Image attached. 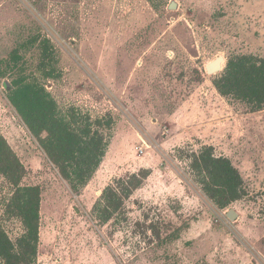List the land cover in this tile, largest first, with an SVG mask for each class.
I'll return each instance as SVG.
<instances>
[{
	"label": "rangeland",
	"instance_id": "374dc122",
	"mask_svg": "<svg viewBox=\"0 0 264 264\" xmlns=\"http://www.w3.org/2000/svg\"><path fill=\"white\" fill-rule=\"evenodd\" d=\"M251 53L264 56V0H0V133L26 168L22 185L41 187L37 264H264V106L214 83ZM218 56L224 70L208 73ZM18 83L42 85L71 127L90 121L104 136L79 193L13 104ZM204 146L243 176L227 208L196 177ZM140 172L143 184L105 211L106 187L123 191ZM16 190L0 171V225L14 240Z\"/></svg>",
	"mask_w": 264,
	"mask_h": 264
},
{
	"label": "trees",
	"instance_id": "16d2710c",
	"mask_svg": "<svg viewBox=\"0 0 264 264\" xmlns=\"http://www.w3.org/2000/svg\"><path fill=\"white\" fill-rule=\"evenodd\" d=\"M45 40L44 52L50 46ZM224 96L233 95L253 104L264 106V56L238 54L232 56L220 77L214 81ZM13 104L25 117L30 129L39 138L50 161L61 177L76 193L88 184L96 173L105 154L104 136L92 124L74 129L66 118L57 113V104L40 84L18 83L12 88ZM47 132L44 137L43 133ZM211 146H204L196 155L194 167L206 194L221 208H227L242 197L244 179L241 171L226 156H215ZM0 171L17 187L10 200L9 212L21 218L23 233L15 240L0 225V264H37L40 243V210L42 191L39 185H22L26 168L7 139L0 133ZM148 173L135 174L133 180L120 188L109 185L103 192L105 211L111 213L123 202V192L130 195L143 184ZM125 189V190H124ZM99 203L95 205L97 209ZM110 214L106 216L109 219Z\"/></svg>",
	"mask_w": 264,
	"mask_h": 264
},
{
	"label": "water",
	"instance_id": "95a60500",
	"mask_svg": "<svg viewBox=\"0 0 264 264\" xmlns=\"http://www.w3.org/2000/svg\"><path fill=\"white\" fill-rule=\"evenodd\" d=\"M169 7L172 9L176 8V2H172ZM225 60V56H218L206 66L207 72L212 74L224 70L223 63ZM227 215L229 218H231V220H236L239 214L234 208H231Z\"/></svg>",
	"mask_w": 264,
	"mask_h": 264
}]
</instances>
